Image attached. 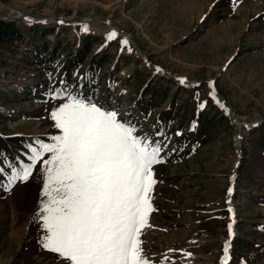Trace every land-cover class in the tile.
Wrapping results in <instances>:
<instances>
[{"label":"rangeland","instance_id":"obj_1","mask_svg":"<svg viewBox=\"0 0 264 264\" xmlns=\"http://www.w3.org/2000/svg\"><path fill=\"white\" fill-rule=\"evenodd\" d=\"M1 17L20 37L0 43V138L21 139L0 151V264H67L42 247V165L7 186L29 145L61 134L51 111L73 94L162 144L149 264H264V0H0ZM85 43L82 69L99 63L86 94L67 71Z\"/></svg>","mask_w":264,"mask_h":264},{"label":"snow or ice","instance_id":"obj_2","mask_svg":"<svg viewBox=\"0 0 264 264\" xmlns=\"http://www.w3.org/2000/svg\"><path fill=\"white\" fill-rule=\"evenodd\" d=\"M116 36L113 31L107 39ZM66 91L65 85L53 98ZM66 99L51 111L61 134L52 137V143L37 140L39 147L29 145L30 162L12 167L7 187L28 182L37 164L42 165L37 169L41 196L47 197L37 217L46 230L42 247L67 264H149L139 236L152 210V167L163 163L160 140L149 143L146 136H138L137 126L119 119L114 110L75 94ZM45 153L50 158L43 159ZM5 171L0 167V174ZM224 252L227 257V243Z\"/></svg>","mask_w":264,"mask_h":264},{"label":"trees","instance_id":"obj_3","mask_svg":"<svg viewBox=\"0 0 264 264\" xmlns=\"http://www.w3.org/2000/svg\"><path fill=\"white\" fill-rule=\"evenodd\" d=\"M12 37H20L19 32L17 31L15 27V21L14 20H3L0 19V43L3 41H6L7 39H10ZM89 44L85 43V49L82 51L81 56L80 54H77L76 57L79 59L74 58V61L77 60V62H70V66L67 67V71L71 73H80V79L78 80L77 87L82 93H88V91L92 88V85L96 82V73L97 68L96 65L99 63H95L94 60H91L89 63V66L86 69H82V65L80 64V59L82 58V55L88 51ZM52 57V56H51ZM100 62H104L103 58H100ZM69 67H71L69 69ZM188 89V88H185ZM173 116H170L168 118L169 121H173ZM18 139H21L20 136H15L13 138H10L8 140L0 138V151L7 152V144L9 141H18ZM13 156L12 154H6V159H11ZM9 177H5L1 179V182L8 179ZM0 182V183H1Z\"/></svg>","mask_w":264,"mask_h":264},{"label":"water","instance_id":"obj_4","mask_svg":"<svg viewBox=\"0 0 264 264\" xmlns=\"http://www.w3.org/2000/svg\"><path fill=\"white\" fill-rule=\"evenodd\" d=\"M41 16V15H40ZM1 18H3V17H1ZM3 19H5V18H3ZM78 19V21H83L81 18H77ZM63 20H65V21H69V19H63ZM191 83V82H190ZM189 83V84H190Z\"/></svg>","mask_w":264,"mask_h":264}]
</instances>
